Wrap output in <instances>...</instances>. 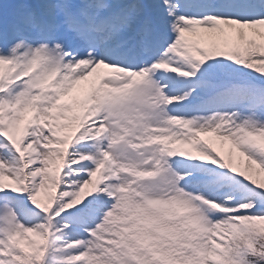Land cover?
<instances>
[{
	"label": "snow or ice",
	"instance_id": "1",
	"mask_svg": "<svg viewBox=\"0 0 264 264\" xmlns=\"http://www.w3.org/2000/svg\"><path fill=\"white\" fill-rule=\"evenodd\" d=\"M0 264H264V0H0Z\"/></svg>",
	"mask_w": 264,
	"mask_h": 264
}]
</instances>
